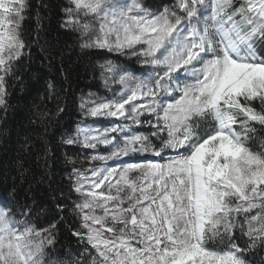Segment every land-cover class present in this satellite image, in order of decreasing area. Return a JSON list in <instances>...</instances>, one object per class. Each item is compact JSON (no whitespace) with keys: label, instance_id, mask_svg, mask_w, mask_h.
<instances>
[{"label":"snow or ice","instance_id":"1","mask_svg":"<svg viewBox=\"0 0 264 264\" xmlns=\"http://www.w3.org/2000/svg\"><path fill=\"white\" fill-rule=\"evenodd\" d=\"M69 4L62 26L80 32L82 48L141 65L105 61L107 73H120V92L99 102L82 97L80 110L116 122L78 126L64 141L110 149L69 175L80 223L72 235L85 249L71 264L89 256L91 264H247L244 253L264 245V151L246 144L254 124L264 129V0L238 7L236 0H175L159 12L139 0ZM27 9V0H0V105L6 77L31 48L21 31ZM201 121L210 125L203 134ZM237 226L251 241L246 248ZM55 227L18 221L0 207V264H45ZM212 241L222 250L209 248Z\"/></svg>","mask_w":264,"mask_h":264},{"label":"trees","instance_id":"2","mask_svg":"<svg viewBox=\"0 0 264 264\" xmlns=\"http://www.w3.org/2000/svg\"><path fill=\"white\" fill-rule=\"evenodd\" d=\"M139 2L152 12L175 4V0ZM27 3L21 31L31 48L25 49L23 60L14 64L6 77L5 104L0 105V198L38 212L48 228L56 225L51 232L55 247L46 250L45 264L57 260L71 264L83 259L85 249L84 242L72 235L80 223L69 200L71 188L65 179L64 155L69 149L63 146L62 135L78 119L81 98L101 92V65L105 61L130 68H140V64L130 55L82 48L80 32L62 26L64 9L71 6L68 0ZM239 3L236 0L237 7ZM209 126L201 121V134ZM253 126L257 132L246 144L254 152L264 151V129L258 124ZM234 234L241 248L251 243L242 236L239 226ZM218 245V241H212L208 246L222 250ZM243 259L247 264H264V245L257 242ZM91 260L92 256L87 257L85 264H91Z\"/></svg>","mask_w":264,"mask_h":264},{"label":"rangeland","instance_id":"3","mask_svg":"<svg viewBox=\"0 0 264 264\" xmlns=\"http://www.w3.org/2000/svg\"><path fill=\"white\" fill-rule=\"evenodd\" d=\"M110 2L116 3V4H123L126 2H130V0H124V1L110 0ZM207 14L208 13H205V15H207ZM201 19L203 20V16L201 17ZM92 20H93V27L98 28L99 27L98 20L96 18H92ZM135 74L137 76L141 75L140 72L135 73ZM119 75H120V73H115V74L107 73L103 69V76L101 78V86H100L101 92L91 94V99L97 100L99 102V101H102L105 99H111L114 91L116 93H119L121 86L118 85L117 83H115V80L119 79ZM114 77H115V79H114ZM84 98H89V94L87 96H85ZM78 114H79V117L76 120L73 128L70 131L65 132L61 138V142H62L63 146L69 149V151H67V152L65 151L64 155H65L66 167H67L66 172H65V179L67 180L70 188H72V185H71V182L69 180V175L72 172L73 167L79 168L81 170L88 169V168L93 166L92 163L87 159L89 156H91L93 154H107L110 151V149L104 145H99L98 148L95 150L85 149L80 144L68 145V144L64 143V141L69 136H75L76 129L78 126L79 127L91 126L92 128H99L102 130L103 128L109 127L116 122L114 120V118L85 117L80 110V105H79V113ZM152 119L155 120V117H152ZM97 166H99V162H97ZM70 192H71V196H70L69 200H70L71 206L73 208L74 203H76L78 201V194L71 191V190H70ZM0 207H4V208L10 209V210H13L14 211V219H16L18 221L23 222V221L27 220V222L29 224H32V225L38 224L39 227L42 229L48 228V226L43 223L38 212L31 211V217L29 218L26 215V213L30 209L17 206L6 198H0ZM253 214H255V213H253ZM241 219L243 220V218H241ZM48 247H49L48 245H45V251Z\"/></svg>","mask_w":264,"mask_h":264}]
</instances>
